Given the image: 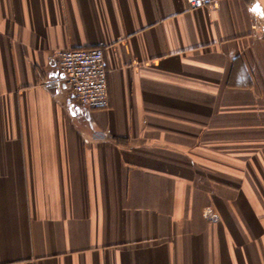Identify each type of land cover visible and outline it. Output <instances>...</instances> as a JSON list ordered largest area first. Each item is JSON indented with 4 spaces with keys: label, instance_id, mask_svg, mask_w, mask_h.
<instances>
[{
    "label": "crops",
    "instance_id": "1",
    "mask_svg": "<svg viewBox=\"0 0 264 264\" xmlns=\"http://www.w3.org/2000/svg\"><path fill=\"white\" fill-rule=\"evenodd\" d=\"M0 264H264V0H0Z\"/></svg>",
    "mask_w": 264,
    "mask_h": 264
},
{
    "label": "built area",
    "instance_id": "2",
    "mask_svg": "<svg viewBox=\"0 0 264 264\" xmlns=\"http://www.w3.org/2000/svg\"><path fill=\"white\" fill-rule=\"evenodd\" d=\"M190 7L210 6L221 0H187ZM60 81L70 85L77 100L88 110L110 104L108 69L102 47L69 48L57 55Z\"/></svg>",
    "mask_w": 264,
    "mask_h": 264
}]
</instances>
